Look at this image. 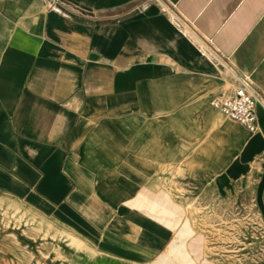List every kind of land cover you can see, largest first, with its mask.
<instances>
[{
	"label": "crops",
	"instance_id": "crops-1",
	"mask_svg": "<svg viewBox=\"0 0 264 264\" xmlns=\"http://www.w3.org/2000/svg\"><path fill=\"white\" fill-rule=\"evenodd\" d=\"M172 181L264 229V0H0V264H219Z\"/></svg>",
	"mask_w": 264,
	"mask_h": 264
},
{
	"label": "rangeland",
	"instance_id": "rangeland-1",
	"mask_svg": "<svg viewBox=\"0 0 264 264\" xmlns=\"http://www.w3.org/2000/svg\"><path fill=\"white\" fill-rule=\"evenodd\" d=\"M171 186L192 209L189 218L197 222L208 252L220 258L219 264L226 263L223 254L231 256L230 264H264V229L249 196H221L209 187L196 191L186 181H172ZM238 254L247 260H239Z\"/></svg>",
	"mask_w": 264,
	"mask_h": 264
},
{
	"label": "built area",
	"instance_id": "built-area-1",
	"mask_svg": "<svg viewBox=\"0 0 264 264\" xmlns=\"http://www.w3.org/2000/svg\"><path fill=\"white\" fill-rule=\"evenodd\" d=\"M210 103L229 120L242 124L248 131L253 132L257 129L258 97L249 89L246 82L241 83L230 94L212 99Z\"/></svg>",
	"mask_w": 264,
	"mask_h": 264
}]
</instances>
